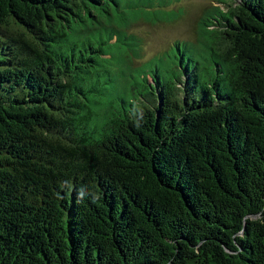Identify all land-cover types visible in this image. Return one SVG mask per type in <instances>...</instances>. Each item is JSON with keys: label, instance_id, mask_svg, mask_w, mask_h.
<instances>
[{"label": "trees", "instance_id": "1", "mask_svg": "<svg viewBox=\"0 0 264 264\" xmlns=\"http://www.w3.org/2000/svg\"><path fill=\"white\" fill-rule=\"evenodd\" d=\"M175 1L0 0V264H264V0Z\"/></svg>", "mask_w": 264, "mask_h": 264}, {"label": "rangeland", "instance_id": "2", "mask_svg": "<svg viewBox=\"0 0 264 264\" xmlns=\"http://www.w3.org/2000/svg\"><path fill=\"white\" fill-rule=\"evenodd\" d=\"M213 6H218L217 0L175 1L168 8L177 13V17L171 22H160L156 25L141 22L135 25L131 31L143 41L142 57L141 60L136 61V64H142L166 53L177 41L196 43L200 20L206 10ZM219 6L225 8L222 4Z\"/></svg>", "mask_w": 264, "mask_h": 264}]
</instances>
